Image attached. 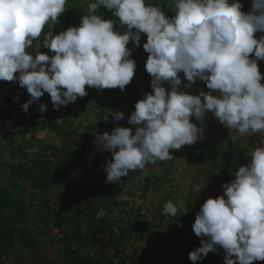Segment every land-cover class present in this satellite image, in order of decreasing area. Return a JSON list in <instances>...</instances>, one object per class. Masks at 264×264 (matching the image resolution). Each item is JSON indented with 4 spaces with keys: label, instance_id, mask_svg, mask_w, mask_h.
Wrapping results in <instances>:
<instances>
[{
    "label": "clouds",
    "instance_id": "9594fccd",
    "mask_svg": "<svg viewBox=\"0 0 264 264\" xmlns=\"http://www.w3.org/2000/svg\"><path fill=\"white\" fill-rule=\"evenodd\" d=\"M66 4L0 0V81H18L26 88L30 99L21 105L26 113L45 93L59 110L88 95L86 85L124 91L137 68L132 53L145 34V70L152 77V91L135 103L128 117L135 130L116 126L94 140L111 153L102 166L106 183L122 184L121 178L130 173L147 175L149 166L173 160L171 149L204 138L207 113L241 136L264 133V75L258 65L264 60V35H255L264 33V0H251L247 12L241 0H170L172 15L149 0H93L79 26L44 33L49 23H59ZM101 8L115 19L97 15ZM42 33L35 54L29 53ZM41 46L54 54L40 52ZM181 72L187 81L183 89L200 80L209 91L194 95L182 90ZM39 111L46 112L47 105L40 104ZM108 115L125 119L120 110ZM192 117L203 126L191 122ZM247 155L248 163L222 185L223 194L207 198L196 213L192 230L201 241L189 252L192 264L220 248L224 264L264 261V146ZM177 213L168 201L162 214Z\"/></svg>",
    "mask_w": 264,
    "mask_h": 264
},
{
    "label": "trees",
    "instance_id": "16d2710c",
    "mask_svg": "<svg viewBox=\"0 0 264 264\" xmlns=\"http://www.w3.org/2000/svg\"><path fill=\"white\" fill-rule=\"evenodd\" d=\"M79 1L81 0H67V9L60 17L59 23L56 25L49 23L50 26L44 29V33L52 30L54 34H59L69 26H79L81 17L88 14V9L86 12L78 11L76 3ZM169 3L170 0H164L162 8L172 15ZM247 5L251 10V2ZM96 14L106 19H115L110 11L103 8ZM141 36L143 45L146 42V35ZM42 40L43 33L40 40L34 41L33 46L27 51L35 54V46ZM131 45L130 41L127 47ZM39 51L50 56L54 54L43 46ZM147 55L148 53L145 55L146 59ZM258 65L264 75V60L258 61ZM145 75H148L151 81L152 77L146 72L145 66L136 68L134 77ZM179 75L184 78L182 72ZM9 83L0 81V89ZM261 83L264 84V79ZM162 86L171 87L167 82ZM85 87L88 95L78 97L74 103L65 106L62 115L59 111L50 109L38 119L23 124L20 134L30 133L31 136L26 143L22 142L13 147L12 135L6 138L10 155L17 157L18 161L15 165L9 166L5 183L0 186V264L7 261L2 254L5 250L13 252L12 260L16 264H35L34 260L28 258L27 253L33 254L34 247L39 250L47 244L55 243L61 244L58 251L60 264H179L180 260H183L181 264H192L189 252L199 247L201 241V238L194 234L192 225L196 213L203 204H195L192 191L183 197L185 220L182 215L175 217L163 215L162 203L152 205L148 216L137 208L129 217L111 218L114 213L126 214L121 211L122 201L119 194L133 173L122 177V184L106 183V173L102 166L106 164V159L112 158L111 153L100 150L94 140L97 134L111 133L116 126L129 127L134 132L136 126L128 123V117L133 112L135 101H132L131 94L127 98L114 94L100 97L102 90L98 91L87 85ZM181 89L183 90L182 85ZM202 90L209 91L206 85ZM17 96L19 98L14 99ZM43 96L35 102L41 104ZM28 99L30 94L26 88L19 86L17 91L7 92L3 102H0V123L3 124L1 121L9 119ZM96 99L98 100L95 103ZM116 110L124 112V120L116 121L114 117L108 115V112ZM78 111L80 113H77ZM85 112L91 119L79 130L74 125L73 118ZM191 122L199 127L194 117L191 118ZM40 130L52 133L56 137V142H39L37 152L29 155L28 148L37 142L35 135ZM207 130L206 125L205 132ZM217 134L219 143L215 145L207 140L202 146H195L191 152L193 163L198 162L202 166L201 176L205 183L210 184L213 198L223 194L222 185L233 180L238 167L247 164L250 159L245 157L246 153L242 147L236 148L224 129H219ZM192 146L184 145L181 149H171L170 152L176 157L184 148ZM155 166L166 170V164L163 162ZM161 179L157 178L154 181L155 185L151 186L149 179L146 178L140 187V198L145 199L144 195L155 189ZM57 188H64V193L57 196L56 206L50 207L49 194ZM99 211L104 212L105 216L98 215ZM175 223L184 224L192 231V238L189 241L181 247L175 245L170 251H164L160 262L140 253V243L159 229L166 228L169 231L170 226ZM50 227L63 233L57 242L48 237L47 231ZM88 247L93 250L92 254L82 255L81 252ZM223 256V249L220 248L218 253H209L203 261H197L196 264H224ZM253 264H264V261H254Z\"/></svg>",
    "mask_w": 264,
    "mask_h": 264
},
{
    "label": "rangeland",
    "instance_id": "374dc122",
    "mask_svg": "<svg viewBox=\"0 0 264 264\" xmlns=\"http://www.w3.org/2000/svg\"><path fill=\"white\" fill-rule=\"evenodd\" d=\"M164 0H149L152 4H158L162 7ZM93 2V0H81L79 3H76V8L79 12H86L88 9V4ZM251 0H241V3L244 5L243 11H250L249 6ZM50 25H46L45 28ZM257 38L264 34H255ZM143 40V36H141V43ZM37 46V45H36ZM35 46V48H36ZM129 48L132 47L128 46ZM37 50V49H36ZM146 52L143 49V45L140 44L139 49L136 48L132 53V58L136 61L137 68L145 66L146 60ZM180 74V73H179ZM184 81V82H183ZM150 79L148 75L139 77H133L132 82L126 87L124 91H121L119 88L116 89H103L100 93V97H104L106 95H120L123 98L129 97V95H133L132 101L135 103L142 99L145 93L151 92L152 89L150 87ZM182 83H187L186 78L182 79ZM182 84V87H183ZM204 82L197 80L195 84L192 85L190 89H183L187 91L189 94H198L199 91L202 90L204 86ZM19 88L18 81L10 82L8 85L4 86L0 89V102H3V97L7 92L17 91ZM166 89H169L168 86ZM41 99V104L47 105V110H54L51 102L50 95L45 93ZM98 99L94 102L96 103ZM39 102H33L30 105L28 112L26 113L21 107L12 114L9 119H5L1 121V128L5 129L6 132L3 135V140L0 144V186L5 183L6 176L8 174V169L10 165H15L18 161L17 157L11 156L7 144L6 138L9 135H12L15 129H22L23 124H26L32 120L38 119L43 113L39 111ZM65 106H61L59 110L60 115L64 111ZM134 105L132 107V111H134ZM77 113H80L78 111ZM195 118V117H194ZM91 119V116L86 112L80 114V116L73 118L74 125L81 130L82 127L86 124V122ZM199 127L203 126L205 123L208 127V130L204 132V138L195 143L192 147H187L182 150V152L174 157L173 160L165 161L163 163L166 164V170L158 166H149L147 175H141L139 172L133 173L130 180L124 184V189L119 194V199L122 201V209L121 211L124 213H114L111 215V218L118 217H129L132 215V211L139 208L141 209L142 205H152L157 206L160 203L165 206L168 201H171L178 208V215H182L181 217L186 219V211L184 209V199L183 197L187 195L188 192L192 191L194 193V202L196 203H204L205 200L209 197H213V191L211 189L210 184L205 183L202 178V166L197 162L193 163L191 152L195 146L200 147L202 144L210 140L213 144H217L220 142L219 135L217 131L219 129H224L232 142L236 146V148L242 147L245 150L246 158H250L247 153L252 150L253 147H261L264 146V133L249 135L247 137L241 136L237 130L227 128L223 126L211 113L206 114V118L203 122V125L200 121H197ZM125 123V122H124ZM35 139L37 142L33 143L28 148L29 155H34L39 147V142H56V137L47 130H40L36 133ZM27 141H23V144ZM234 155V153H231ZM168 167V168H167ZM148 178L151 186L155 185L154 181L157 178H162L158 181V186L149 190L144 198H140L141 191L140 187L143 186L144 180ZM64 193V188H57L50 192L48 197V203L50 207L56 206V198L59 195ZM151 210V209H150ZM149 210V211H150ZM98 215L105 216L104 212L99 211ZM34 232V231H33ZM48 237L53 238L56 242L57 239L61 237L63 234L61 230L50 227L48 229ZM192 231L187 229L184 224H172L170 226V230L167 231L166 228L159 229L153 235H151L146 241L139 244L140 253L143 256L150 257L155 259V261L160 262L162 259L163 252L168 250L170 251L173 246L181 247L187 241L192 238ZM42 236V235H41ZM53 249H55L54 260L50 264H60L58 259V251L61 244H51ZM155 246H157L155 248ZM3 249V248H1ZM92 249L88 247L84 251H82V255L92 254ZM182 254V252H180ZM3 257L7 258V261L4 264H16V262L12 260L13 252L11 250L2 251ZM28 255L30 253H27ZM27 254L25 256H27ZM185 260V259H184ZM183 260L178 261L179 264L182 263Z\"/></svg>",
    "mask_w": 264,
    "mask_h": 264
},
{
    "label": "crops",
    "instance_id": "0c3cea01",
    "mask_svg": "<svg viewBox=\"0 0 264 264\" xmlns=\"http://www.w3.org/2000/svg\"><path fill=\"white\" fill-rule=\"evenodd\" d=\"M3 138H1L2 142ZM34 253L28 255V258L31 260H34L35 264H50L54 260V254H55V249H53V246L51 244H47L43 246L41 249H37L34 247L33 249Z\"/></svg>",
    "mask_w": 264,
    "mask_h": 264
},
{
    "label": "built area",
    "instance_id": "2783aa9c",
    "mask_svg": "<svg viewBox=\"0 0 264 264\" xmlns=\"http://www.w3.org/2000/svg\"><path fill=\"white\" fill-rule=\"evenodd\" d=\"M20 130H21L20 128L19 129H15L13 131V133H12V141H13L12 146L13 147L18 146L24 140H26V141L29 140L30 137H31L30 136V133H26L25 135H21L20 134ZM5 132H6V128L5 129H2L0 127V140H1V138H3V135H4ZM0 144H1V141H0ZM150 209L152 210L151 206L145 204V205H142L141 206L140 212L142 214H144L145 216H148L149 215V212L151 211ZM166 219H167V217H166ZM70 264H72V263H70Z\"/></svg>",
    "mask_w": 264,
    "mask_h": 264
}]
</instances>
